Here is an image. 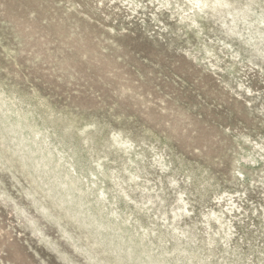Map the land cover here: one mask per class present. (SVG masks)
Wrapping results in <instances>:
<instances>
[{"label":"rangeland","instance_id":"1","mask_svg":"<svg viewBox=\"0 0 264 264\" xmlns=\"http://www.w3.org/2000/svg\"><path fill=\"white\" fill-rule=\"evenodd\" d=\"M207 1L0 0V264H264V0Z\"/></svg>","mask_w":264,"mask_h":264},{"label":"bare ground","instance_id":"2","mask_svg":"<svg viewBox=\"0 0 264 264\" xmlns=\"http://www.w3.org/2000/svg\"><path fill=\"white\" fill-rule=\"evenodd\" d=\"M218 3L217 0L214 1L212 4H216ZM211 3H209L207 0H193V6L191 8V12L188 13L187 15H185L183 17V19H189L191 21L192 24H195L196 21V17L200 15V13H204L205 8H209L212 5H210ZM246 4V3H245ZM241 36V35H240ZM253 44V43H252ZM256 49V48H255ZM30 154V153H29ZM30 157V156H29ZM45 163V164H44ZM47 161H44V159L42 161L39 162H35V165L37 167H39L40 165H47ZM65 184L69 183L70 185L74 184V180L73 179H68L63 181ZM85 211V210H84Z\"/></svg>","mask_w":264,"mask_h":264}]
</instances>
